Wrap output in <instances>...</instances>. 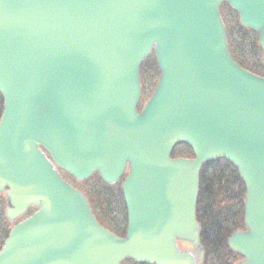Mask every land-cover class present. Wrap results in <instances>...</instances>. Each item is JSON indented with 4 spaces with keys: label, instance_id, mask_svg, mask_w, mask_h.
Listing matches in <instances>:
<instances>
[{
    "label": "water",
    "instance_id": "1",
    "mask_svg": "<svg viewBox=\"0 0 264 264\" xmlns=\"http://www.w3.org/2000/svg\"><path fill=\"white\" fill-rule=\"evenodd\" d=\"M223 2L264 55V0H0V194L11 221L37 208L0 264H199L179 241L201 247L200 171L218 158L246 188L236 264H264V77L231 54ZM153 51L161 76L139 110ZM182 142L194 157H172ZM55 165L109 184L129 171L126 234Z\"/></svg>",
    "mask_w": 264,
    "mask_h": 264
},
{
    "label": "trees",
    "instance_id": "2",
    "mask_svg": "<svg viewBox=\"0 0 264 264\" xmlns=\"http://www.w3.org/2000/svg\"><path fill=\"white\" fill-rule=\"evenodd\" d=\"M3 106L4 99L0 93V117ZM182 144L186 146V150L175 153V156H192V149L187 144ZM84 191L88 195L100 222L115 232L122 233L123 223H119L115 219L118 224L115 223L117 227H114L106 217L108 212L105 200L115 203L116 198H119V193L115 189L104 193H96L90 188ZM244 195V184L236 167L231 162L219 158L203 165L200 173L197 217L201 224V242L205 260L215 253L222 255L224 264H234L239 259V255L229 249L227 240L237 228L243 227V207H239V205L244 202ZM5 203V201L0 202V216L3 218V221L0 220V226H2L0 229V249L8 237L10 226H12L5 215V208H3ZM129 263L143 264L131 259H127L122 264Z\"/></svg>",
    "mask_w": 264,
    "mask_h": 264
},
{
    "label": "rangeland",
    "instance_id": "3",
    "mask_svg": "<svg viewBox=\"0 0 264 264\" xmlns=\"http://www.w3.org/2000/svg\"><path fill=\"white\" fill-rule=\"evenodd\" d=\"M221 11L227 27L229 44L233 54L235 55L237 60L241 62L246 68L264 76L263 51L259 43V34L249 28L242 26L239 21L238 14L233 9H231L228 4L224 3L221 7ZM155 66L156 59L154 54H152L148 58V60L143 63L141 67V72L143 76V99L139 105V109L143 107L144 102L150 96L158 81L159 69ZM185 150L186 146L184 144H179L175 147L173 155H175V153L177 152H183ZM126 175L127 174H125L121 178V180L115 184H104L98 174H95L84 181H73V184L80 188H83V190H87L90 188L96 193H104L115 189L119 193V198H116L115 203L109 202L107 200H105V203L108 212V215L106 214L107 220L110 221L114 225V227H117L115 225L117 221L119 223H123L121 228L122 233H119L120 235H124L127 228V210L122 191V182ZM1 201L6 202L5 197L3 195L0 197V202ZM6 204L7 203L4 204L3 208H5ZM239 207H243V218L244 202L240 204ZM3 217L5 216L3 215ZM0 220L3 221V218L1 216ZM11 227L12 226H10V228ZM1 228L2 226H0V229ZM181 247L182 249H187L189 245L182 243ZM196 254L199 256V263L201 264H224L223 257L219 253L211 254L206 260L204 259V256L200 258V252L197 251ZM238 258L240 257L238 256Z\"/></svg>",
    "mask_w": 264,
    "mask_h": 264
},
{
    "label": "flooded vegetation",
    "instance_id": "4",
    "mask_svg": "<svg viewBox=\"0 0 264 264\" xmlns=\"http://www.w3.org/2000/svg\"><path fill=\"white\" fill-rule=\"evenodd\" d=\"M155 67H159V65L156 64ZM160 75H161V72H160V70H159V77H160ZM159 77H158V78H159ZM60 172H61L62 176H63L68 182H70L71 184H73V181L76 180V179H75L72 175H70L68 172L63 171V170H61V169H60ZM31 209H35V208H34V207H31L30 210H31ZM33 211H34V210H33ZM185 244H188V243H185ZM188 245H189V247L187 248V250L194 248L193 245H191V244H188Z\"/></svg>",
    "mask_w": 264,
    "mask_h": 264
}]
</instances>
